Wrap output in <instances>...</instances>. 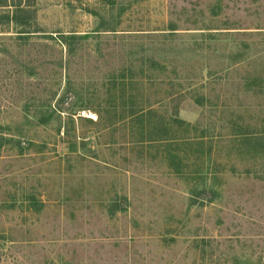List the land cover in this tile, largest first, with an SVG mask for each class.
Instances as JSON below:
<instances>
[{"label":"rangeland","instance_id":"1","mask_svg":"<svg viewBox=\"0 0 264 264\" xmlns=\"http://www.w3.org/2000/svg\"><path fill=\"white\" fill-rule=\"evenodd\" d=\"M0 136V264H264V0H0Z\"/></svg>","mask_w":264,"mask_h":264},{"label":"trees","instance_id":"2","mask_svg":"<svg viewBox=\"0 0 264 264\" xmlns=\"http://www.w3.org/2000/svg\"><path fill=\"white\" fill-rule=\"evenodd\" d=\"M18 7H19V6H18ZM19 9H20V11H23L24 8H19ZM13 19H14V18H13ZM0 138H2V136H0Z\"/></svg>","mask_w":264,"mask_h":264}]
</instances>
